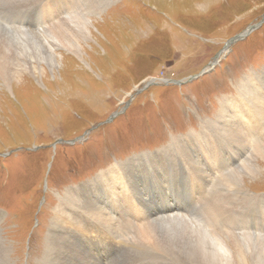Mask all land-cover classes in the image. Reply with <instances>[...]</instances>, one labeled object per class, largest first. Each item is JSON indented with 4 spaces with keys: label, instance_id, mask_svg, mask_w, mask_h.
<instances>
[{
    "label": "rangeland",
    "instance_id": "rangeland-1",
    "mask_svg": "<svg viewBox=\"0 0 264 264\" xmlns=\"http://www.w3.org/2000/svg\"><path fill=\"white\" fill-rule=\"evenodd\" d=\"M0 39L32 48L35 40L52 46L58 39L80 43L83 54L61 47L55 69L25 67L7 82L0 79V249H6L0 264H187V252L136 242L127 227L123 245L113 244L121 241L113 228V240L95 234L86 246L68 243V253L62 243L51 252L49 235L61 199L67 203L60 218L75 212L99 223L85 204H99L101 196L88 184L130 162L128 184L155 215L181 208L200 228L207 202L235 198L231 173L245 170L243 164L231 173L223 167L214 179L216 170L203 162L198 142L187 138L179 150L169 147L173 138L205 132L203 126L222 120L224 100L237 98L248 80L264 77V0H65L56 8L41 0H0ZM78 138L84 139L69 143ZM230 155L238 161L243 154ZM255 159L244 156L259 172H245L241 184L255 205L236 207L243 214H231L229 225L263 239L264 160ZM184 160L202 172L203 187L190 182ZM73 190L82 194L70 198ZM112 211L119 219L129 209ZM90 252H100L101 260ZM59 253H65L61 262Z\"/></svg>",
    "mask_w": 264,
    "mask_h": 264
},
{
    "label": "bare ground",
    "instance_id": "bare-ground-1",
    "mask_svg": "<svg viewBox=\"0 0 264 264\" xmlns=\"http://www.w3.org/2000/svg\"><path fill=\"white\" fill-rule=\"evenodd\" d=\"M50 15L53 16L51 11ZM38 19L39 18H37V20ZM86 23L90 24L89 21H86ZM87 26H85L84 29L85 34L88 36L90 32L87 30ZM78 28H80V26H76V28L74 27L72 31L75 32L74 29L79 30ZM52 29L53 28H51V30ZM49 30L50 29H48V31ZM38 32L39 36H41L42 32H40V28L38 29ZM25 33L27 32L25 31ZM40 43L41 44L35 40L33 43L34 50H32L33 48L28 42L24 44L16 43L10 45V43H6L3 39H0V79L7 82L12 77L18 76L19 71L23 70L25 67L32 72L43 70L44 65L48 68L55 69L58 65L55 51L61 47H73L80 58H82L83 55L81 53L80 43L75 44L66 41L65 43H61L58 39L54 40L52 46L46 45V42L43 44L41 41ZM31 71H29V73H32ZM242 88L243 89L239 92L237 91V98H227L222 103V120L203 126L205 132L189 135L181 139L173 138L169 147H173L176 150L180 144H187V138L190 141L198 142V151L202 156L203 162L211 164L216 170L214 179H216L218 174L222 172L224 169L223 167L228 169L231 173V168L243 164L245 170L237 168V170L233 171L235 176L234 173H231V177H235L236 179L237 191L234 195L235 198L232 197L227 200L224 197L212 198L213 200L207 202L205 207L202 208V212H204V218L202 219H204V221L200 228H197L192 224V221L189 222L185 218L186 215L181 212V208L172 209V207H169V211L163 212L162 214L158 213L157 215L153 214V209L150 206V203H148L145 198H140V200L137 201L139 198L137 197L136 199L137 190L135 191L128 184L127 178L128 176H132L131 166L133 165V162H130L128 165H118V167L113 170L101 173L94 183H90L87 186L89 189H96L101 196L99 204H85V206L89 207L87 209H91L90 206L92 207V213L94 211L96 214L95 216L100 219L99 223H96V221L91 219L88 221L81 219L84 215H80V212L79 215H76L75 212L69 216L63 214L60 218V215L65 213L64 205L67 203L65 199H61V204L55 213L56 219L54 228L50 231L51 234L49 235V241L52 240L53 242L51 252H55L60 243H62L61 245H65V253H68V243H71L74 246L72 241H74L75 244L81 243L86 246V244L96 241L95 234L101 236V233H104V235L109 238L111 237L110 231H112L113 228L118 231L115 234L121 240L125 238V230L128 228V232L133 229L132 236L136 237V242H144L148 244V246H153L155 249L168 248L187 252L190 257L186 260L187 264H264V237L263 239L250 238V234L245 235L244 231V234L235 233L229 225V221L234 218L231 214H243L241 211H236V207L249 209L255 205L252 201L255 200L253 196H244L241 184L245 172H249L248 175H253L258 169L250 160L246 163L243 162L244 156L247 154V156L251 157L252 161L256 160L255 155L264 160V77H255L253 80H248V83L244 84ZM237 151L243 155L239 157L238 161H235L234 157L230 155V152L235 155ZM165 152L168 154L170 151L167 149ZM184 161L183 164L184 166H187L185 167L188 170L187 173L190 176L188 177L190 182L197 185V187H203L205 181H203L198 175V173L202 172H197V169L189 167V162L187 160ZM225 164L226 166H223ZM76 194L80 195L82 192L79 190H73L70 191L68 195L70 198H75V196H77ZM225 194H227V192H225ZM240 195H242V197H240ZM135 200L137 202H135ZM123 208L124 210L129 209V212L126 213L127 215L125 214L126 216L121 214L118 219L112 209L114 211H121ZM260 209V211H264V204L260 206ZM58 223L61 224V227H63L62 229H60L58 225L56 226ZM109 227L111 228L108 229ZM205 227H207V230H205ZM216 229H218L220 233H217ZM111 239L113 240V237H111ZM171 239H177V242L174 243ZM114 242L113 244L118 247L119 245H123L124 241L121 240L117 243ZM86 249L88 250V247H86ZM5 250L4 247L3 249H0L1 256L3 252L5 253ZM64 254H58L59 262H61V260L63 261V258L65 257ZM90 254L98 261L102 258L100 252H90ZM249 256L252 257V260L248 258ZM45 260H47V258ZM65 260L68 261V257H66Z\"/></svg>",
    "mask_w": 264,
    "mask_h": 264
},
{
    "label": "water",
    "instance_id": "water-1",
    "mask_svg": "<svg viewBox=\"0 0 264 264\" xmlns=\"http://www.w3.org/2000/svg\"><path fill=\"white\" fill-rule=\"evenodd\" d=\"M252 30L250 29L248 32H246L245 34H243V35H240V36H237L235 39H232L231 40V42H229V44L230 43H234V42H236V41H238V40H240V39H243L245 36H247L250 32H251ZM116 116V115H115ZM90 132V131H89ZM84 138H78V139H76V140H74V141H72V142H69L70 144H75V143H77V142H79V141H82ZM5 156V155H4Z\"/></svg>",
    "mask_w": 264,
    "mask_h": 264
},
{
    "label": "snow or ice",
    "instance_id": "snow-or-ice-1",
    "mask_svg": "<svg viewBox=\"0 0 264 264\" xmlns=\"http://www.w3.org/2000/svg\"><path fill=\"white\" fill-rule=\"evenodd\" d=\"M43 3L50 4L53 8H56L58 5L63 4L65 0H42Z\"/></svg>",
    "mask_w": 264,
    "mask_h": 264
}]
</instances>
